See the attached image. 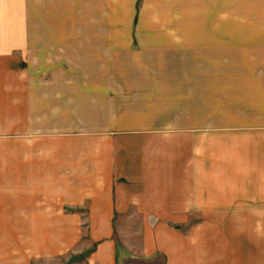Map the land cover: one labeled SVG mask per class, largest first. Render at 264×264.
Wrapping results in <instances>:
<instances>
[{"label": "crops", "instance_id": "obj_1", "mask_svg": "<svg viewBox=\"0 0 264 264\" xmlns=\"http://www.w3.org/2000/svg\"><path fill=\"white\" fill-rule=\"evenodd\" d=\"M255 23V30L247 32L253 41H233L224 30L223 41L218 42L224 70L234 74L224 86L222 115H213L214 122L208 127H175L177 135L183 137L173 143L165 126L109 127L105 132L102 126L92 133L104 135V144L78 149L71 144H53L46 149L59 153L53 152L44 163L35 157L33 142L22 144L26 154L17 160V182L26 183L31 192L18 203L14 238L7 234L6 217L0 210V264H264V234L259 232L264 221L257 212L249 223L247 210L257 207L255 200L264 199V14L257 15ZM72 35L52 30L42 35L48 39L43 43L47 61L39 59L31 93L11 101L17 134H37L41 102L47 104L48 116L53 118L56 103L71 105L61 112L67 117L82 111L86 115L87 106L77 108V104L90 101L89 94H107L110 101L119 97L110 92L121 86L116 79L89 80L82 75L76 80L55 78L57 63L52 57L56 51L62 56L71 54L68 39ZM33 38L40 39V33ZM61 38L64 41L57 45L56 39ZM105 38L97 32L91 42ZM37 45L39 50L40 43ZM58 67L69 75L66 62ZM42 71L47 74L41 84ZM5 100L0 88V134L7 133L3 131L8 111ZM106 113L113 119L122 109L109 105ZM161 145H175L179 156L160 159ZM83 149L90 154L73 158V151ZM42 165L49 169L40 176ZM68 207L91 211L86 217L89 230L81 216L80 222L73 224L77 219L65 211ZM115 210H223L224 217L217 220L208 216L207 226L190 233L175 230V250L171 253L166 224L158 225L155 233H142L138 245L116 241ZM249 231L253 240L248 239ZM73 252L79 257L76 261L72 260Z\"/></svg>", "mask_w": 264, "mask_h": 264}, {"label": "rangeland", "instance_id": "obj_2", "mask_svg": "<svg viewBox=\"0 0 264 264\" xmlns=\"http://www.w3.org/2000/svg\"><path fill=\"white\" fill-rule=\"evenodd\" d=\"M262 14L264 0H0V88L8 103L7 120L3 119V131L7 133L0 134V210L6 217L7 234L14 238L18 203L31 192L26 183L17 182V160L22 159V153L26 154L22 152V144L33 142L35 157L44 163L54 152L46 148L53 144H71L73 149L86 144L87 147L104 144L107 142L104 135L92 133L102 126L103 132L109 131V127L117 130L165 126L173 143L176 138L183 137L177 135L175 127H208L214 122L213 115H222L224 86L234 74V71L224 70L218 42L222 43L224 30L233 41H253L248 39V33L255 30L256 16ZM49 30L73 33V38L68 39L72 44L71 54L62 56L56 51L52 57L57 63V70L53 72L55 78L76 80L82 75L89 80L116 79L121 86L110 92L119 97L110 101L107 94L105 97L89 94L90 101L77 104V108L87 106L86 115L82 111L80 114L74 112L73 116L68 113L67 117L61 112L71 105L56 103V117L53 118L48 116L47 104L41 102L40 118L35 124L39 127L37 134H17L16 112L11 101L17 95L31 93L38 61L48 58L43 43L48 41L44 36ZM97 32L106 38L91 42ZM35 33H40V39L33 38ZM214 34L216 47L213 46ZM63 41L56 39V44ZM65 62L71 69L67 71L69 75L58 67ZM42 74L41 84L42 80L46 82L47 73ZM109 105L122 109L119 117L107 118ZM218 121L216 118V125ZM158 149L161 150L160 159L179 156V148L175 145H161ZM86 154L90 152L76 150L73 158ZM48 169L40 166V176ZM254 202L258 203L257 207L247 209L249 223L257 212L264 221V199ZM65 211L77 219L73 224L80 222L81 216L82 224L90 229L89 220L86 221L90 210L68 207ZM208 216L223 219L224 212L115 210L113 238L126 245L129 242L138 245L142 233L154 232L158 225L166 224L168 250L174 253L175 230L190 233L194 228H203L207 226ZM259 232L264 234V229ZM251 235L249 231V240H253ZM248 250L250 253L249 242ZM72 257L73 261L79 258L74 252Z\"/></svg>", "mask_w": 264, "mask_h": 264}]
</instances>
